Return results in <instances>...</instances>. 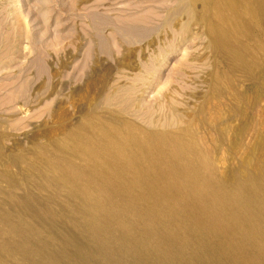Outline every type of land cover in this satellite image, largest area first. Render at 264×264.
Returning <instances> with one entry per match:
<instances>
[{
	"label": "rangeland",
	"instance_id": "374dc122",
	"mask_svg": "<svg viewBox=\"0 0 264 264\" xmlns=\"http://www.w3.org/2000/svg\"><path fill=\"white\" fill-rule=\"evenodd\" d=\"M0 264H264V0H0Z\"/></svg>",
	"mask_w": 264,
	"mask_h": 264
},
{
	"label": "bare ground",
	"instance_id": "6f19581e",
	"mask_svg": "<svg viewBox=\"0 0 264 264\" xmlns=\"http://www.w3.org/2000/svg\"><path fill=\"white\" fill-rule=\"evenodd\" d=\"M82 135V134H81ZM95 141V140H94ZM238 182H239V180H238ZM261 221H262V218H261ZM261 221H259V222H261Z\"/></svg>",
	"mask_w": 264,
	"mask_h": 264
}]
</instances>
